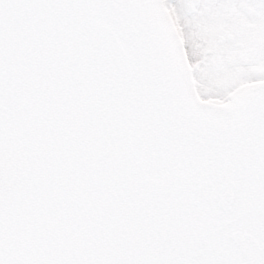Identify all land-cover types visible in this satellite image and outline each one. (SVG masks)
<instances>
[{"label":"snow or ice","instance_id":"obj_1","mask_svg":"<svg viewBox=\"0 0 264 264\" xmlns=\"http://www.w3.org/2000/svg\"><path fill=\"white\" fill-rule=\"evenodd\" d=\"M0 264H264V0H0Z\"/></svg>","mask_w":264,"mask_h":264}]
</instances>
